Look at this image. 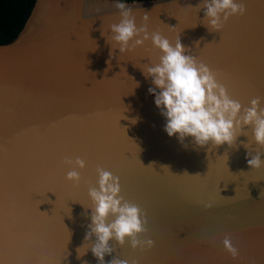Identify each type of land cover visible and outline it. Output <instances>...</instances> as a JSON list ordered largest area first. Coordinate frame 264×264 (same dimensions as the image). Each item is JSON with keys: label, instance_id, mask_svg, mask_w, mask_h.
Instances as JSON below:
<instances>
[{"label": "water", "instance_id": "water-1", "mask_svg": "<svg viewBox=\"0 0 264 264\" xmlns=\"http://www.w3.org/2000/svg\"><path fill=\"white\" fill-rule=\"evenodd\" d=\"M236 2L247 11L221 32H210L204 8L195 9L203 0L125 4L137 27L146 23L173 46L179 37L230 98L249 107L259 97L264 107V0ZM116 3L36 0L19 34L0 44V264H97L90 249L79 259L76 251L91 223L97 167L120 178L121 195L146 217L138 238L155 241L143 249L110 241L105 264H264V165L247 163L248 152L264 160V147L250 126L231 147L169 137L142 71L162 53L151 40L113 52L107 36L121 19ZM65 157L86 161L76 169L79 186L66 180L73 169Z\"/></svg>", "mask_w": 264, "mask_h": 264}, {"label": "clouds", "instance_id": "clouds-1", "mask_svg": "<svg viewBox=\"0 0 264 264\" xmlns=\"http://www.w3.org/2000/svg\"><path fill=\"white\" fill-rule=\"evenodd\" d=\"M201 7L204 8V24L210 32H221L230 17L243 16L247 11L245 4L236 0H203L195 9L199 11ZM115 8L119 10L121 19L110 26L111 35L107 36L113 52L119 48L123 54L151 40L153 48L162 53L158 63L142 71L146 79L151 77L154 87H149L148 93L154 96L156 108L166 119L164 131L169 137L175 136L181 142L191 137L200 147L208 144L213 147L227 144L231 147L237 133L242 132L244 126H250L255 144L264 147V107L260 106L259 97L252 99L249 107H243L239 101L230 98L226 88L217 81L206 64L198 62L195 56L185 55L186 48L179 37L173 46L159 31L150 34L146 23L137 27L132 7L118 2ZM96 11L99 12V8ZM147 20L148 16L145 15L144 21ZM130 42H133L131 46ZM196 43L199 46V42ZM132 123H136V120L133 119ZM244 147L248 148L247 144ZM248 156H251V159H247L251 169L264 165L260 152L254 156L248 152ZM62 163L73 169L67 172L66 180L73 186H79L81 175L76 169L84 170L86 161L79 157L74 161L65 157ZM96 173L98 188L88 189L92 202L91 223L87 225L84 243L76 250L77 258L86 255L90 249L97 264H105V255H111L114 251L110 244L113 240L120 246L128 240L132 249L154 247L155 241L152 239L138 238L146 231L144 225L147 219H142L139 206L121 195L120 178L101 167L96 168ZM205 207L210 208L211 205ZM110 216L115 217L111 222L108 219ZM85 242H90L91 246L86 248ZM222 244L233 259L238 257L239 250L233 245L230 235L224 236ZM108 264H128V261L114 258ZM132 264H136V261Z\"/></svg>", "mask_w": 264, "mask_h": 264}, {"label": "trees", "instance_id": "trees-1", "mask_svg": "<svg viewBox=\"0 0 264 264\" xmlns=\"http://www.w3.org/2000/svg\"><path fill=\"white\" fill-rule=\"evenodd\" d=\"M36 0H0V44L12 41L24 27ZM121 3L156 0H116Z\"/></svg>", "mask_w": 264, "mask_h": 264}]
</instances>
